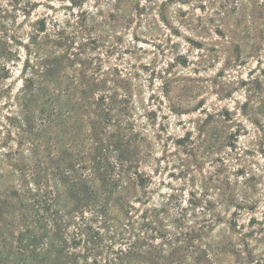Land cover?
<instances>
[{
	"label": "rangeland",
	"instance_id": "1",
	"mask_svg": "<svg viewBox=\"0 0 264 264\" xmlns=\"http://www.w3.org/2000/svg\"><path fill=\"white\" fill-rule=\"evenodd\" d=\"M24 104L34 117L19 128ZM89 119L137 157L131 207L106 213L115 235L147 222L157 244L192 229L197 245L248 244L220 264L264 259V0H0V264L34 262L32 200L12 194L6 154L29 155L35 134L65 156L88 151ZM87 224L101 239L88 230L69 249L103 264L119 242Z\"/></svg>",
	"mask_w": 264,
	"mask_h": 264
},
{
	"label": "trees",
	"instance_id": "2",
	"mask_svg": "<svg viewBox=\"0 0 264 264\" xmlns=\"http://www.w3.org/2000/svg\"><path fill=\"white\" fill-rule=\"evenodd\" d=\"M23 106L25 115L18 120L19 128L28 126L34 117L30 113V106L27 104ZM51 114L49 112L43 114L40 118L41 126L51 122ZM89 120L91 124L89 133L93 143L88 151H78L77 154L65 156L54 151V139L49 140L35 134L34 138L30 139L29 155L25 156L18 151L6 154L19 184L12 194L17 197L21 193L28 194L33 204L34 233L30 236L34 261L32 264H77V258L69 249L70 244L86 241L87 231L92 228L87 223L95 220H100L109 232L108 239L119 242L114 255L103 264H220L221 255L226 252L232 256H241L244 252L251 255L244 240H241L240 244L230 241L225 245L206 242L197 245L195 241L198 238L195 239L192 229L183 233L178 232L172 237L159 234L161 242L154 244L152 240L156 238L154 237L156 232H148L147 222L141 224L138 232L126 224L124 232L115 235L116 231L106 213L113 205L121 209L131 207L127 199V183L131 185V178L134 177L132 173L139 177L137 171H131L137 163V157L134 149H131L130 138L125 135L120 137L119 133L112 135L115 137L113 141L111 134L103 133L105 131L102 123ZM120 128L118 127V132L121 131ZM25 132L30 134L28 129ZM21 142L22 139L19 144ZM109 146L114 148L111 149ZM107 150L113 151L112 159L107 155ZM76 165L78 168L87 169L86 173L78 171ZM20 189L22 192H19ZM61 193L68 196L69 204L58 203ZM69 227L72 230L67 234L66 230ZM90 236L94 241L93 245L96 244L95 241L101 239L97 230L92 231ZM87 245L88 243L85 250L97 253L98 246ZM144 245H147V250L142 249ZM105 246L110 248L108 244ZM259 260L258 264L259 262L264 264V259ZM96 262L97 259L94 263Z\"/></svg>",
	"mask_w": 264,
	"mask_h": 264
}]
</instances>
